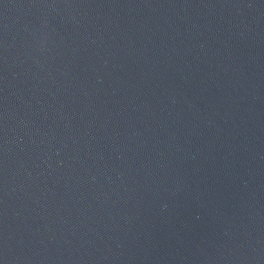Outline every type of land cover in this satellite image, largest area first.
Masks as SVG:
<instances>
[{"label":"water","instance_id":"95a60500","mask_svg":"<svg viewBox=\"0 0 264 264\" xmlns=\"http://www.w3.org/2000/svg\"><path fill=\"white\" fill-rule=\"evenodd\" d=\"M0 264H264V0H0Z\"/></svg>","mask_w":264,"mask_h":264}]
</instances>
